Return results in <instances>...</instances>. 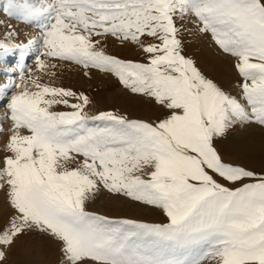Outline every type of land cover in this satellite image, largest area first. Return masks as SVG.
I'll return each instance as SVG.
<instances>
[{
  "label": "snow or ice",
  "instance_id": "snow-or-ice-1",
  "mask_svg": "<svg viewBox=\"0 0 264 264\" xmlns=\"http://www.w3.org/2000/svg\"><path fill=\"white\" fill-rule=\"evenodd\" d=\"M3 11L40 35L27 44L0 41V52L26 53L42 41L44 57L80 65L85 76L111 74L169 114L153 123L112 111L89 116L83 93L9 78L6 85L21 90L7 105L11 155L0 187L15 214L0 229V247L34 229L61 242L65 264H264V175L225 162L215 146L236 125L264 129V0H6ZM189 15L235 58L237 96L182 54L176 20ZM109 35L138 45L147 62L108 54L94 37ZM54 104L71 111H52ZM101 190L162 210L167 222L86 211ZM194 245L206 250L191 260L176 255Z\"/></svg>",
  "mask_w": 264,
  "mask_h": 264
},
{
  "label": "rangeland",
  "instance_id": "rangeland-1",
  "mask_svg": "<svg viewBox=\"0 0 264 264\" xmlns=\"http://www.w3.org/2000/svg\"><path fill=\"white\" fill-rule=\"evenodd\" d=\"M5 3L6 0H0V41L17 45L27 44V41L34 37L38 39L40 29L34 23L9 17L3 11ZM195 19L194 16L189 15L183 20H176V25L180 28L178 38L182 42V54L192 59L202 74L222 90L237 96L241 78L234 68L235 58L223 53L215 45L210 34L199 33ZM94 39H101L104 50L110 55L125 60L147 62L145 54L138 45L121 44L110 35L94 37ZM144 39L146 42L150 40V38ZM43 50L42 41H40L26 53H22L19 49L0 52V167H3L4 157L11 155L6 151L12 131L10 110L7 105L11 96L21 90L7 86L9 78L23 84L21 75L25 79L32 76L37 78L42 86L60 87L77 94L83 93L90 100V104L84 110L89 116L96 115L100 111H112L128 119L153 123L169 114L167 109L157 105L153 99L132 94L124 89L111 74L91 69L88 70L89 75L85 76L86 70L82 66L69 61L44 57ZM8 56L16 58L4 64L3 61ZM38 59L45 61V68H37ZM28 87L30 91L39 90L30 82ZM67 99L70 103L76 102L73 98ZM50 110L71 111L63 104H54ZM21 131L22 134H30L27 129ZM215 146L225 162L246 168H264V129L258 126L236 125L230 128L222 139L217 140ZM69 166L74 167L73 164ZM3 183L4 181L0 180V184ZM6 192V186L0 187V229L7 227L9 220L15 214L6 200ZM85 210L112 219H133L148 223L167 222V217L162 210L134 203L124 197L112 196L104 190L86 202ZM61 247V242L46 234H41L34 229L29 230L18 237L12 245L0 247V251L4 253L0 264H65ZM205 250L204 245H194L178 251L176 255L191 260ZM84 264H95V262L86 259ZM202 264H215V261L206 259Z\"/></svg>",
  "mask_w": 264,
  "mask_h": 264
},
{
  "label": "crops",
  "instance_id": "crops-1",
  "mask_svg": "<svg viewBox=\"0 0 264 264\" xmlns=\"http://www.w3.org/2000/svg\"><path fill=\"white\" fill-rule=\"evenodd\" d=\"M234 165H237V164H234ZM246 168V167H245ZM246 169H249V170H253L254 172L257 173L258 176H261V175H264V168H253V167H247ZM219 179V178H218ZM221 183H224L225 186L227 187H230V188H235V187H239L241 186L240 184H231V183H226L225 181L223 180H220ZM243 182H250V181H243Z\"/></svg>",
  "mask_w": 264,
  "mask_h": 264
},
{
  "label": "bare ground",
  "instance_id": "bare-ground-1",
  "mask_svg": "<svg viewBox=\"0 0 264 264\" xmlns=\"http://www.w3.org/2000/svg\"><path fill=\"white\" fill-rule=\"evenodd\" d=\"M16 57H10V56H8V57H5V59H4V64H7L8 62H11L13 59H15ZM2 99V98H1Z\"/></svg>",
  "mask_w": 264,
  "mask_h": 264
}]
</instances>
